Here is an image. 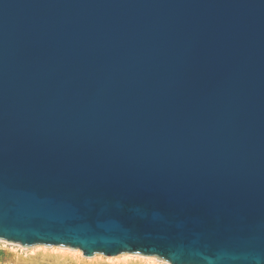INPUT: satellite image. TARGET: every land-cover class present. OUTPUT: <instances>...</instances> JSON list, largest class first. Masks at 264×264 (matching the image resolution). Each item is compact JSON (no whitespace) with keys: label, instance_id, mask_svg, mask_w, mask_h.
<instances>
[{"label":"water","instance_id":"water-1","mask_svg":"<svg viewBox=\"0 0 264 264\" xmlns=\"http://www.w3.org/2000/svg\"><path fill=\"white\" fill-rule=\"evenodd\" d=\"M0 240L264 264V0H0Z\"/></svg>","mask_w":264,"mask_h":264},{"label":"rangeland","instance_id":"rangeland-1","mask_svg":"<svg viewBox=\"0 0 264 264\" xmlns=\"http://www.w3.org/2000/svg\"><path fill=\"white\" fill-rule=\"evenodd\" d=\"M4 245V246H3ZM0 243V264H159L135 258L123 263V259L108 261L105 258L87 260L59 251L39 249L33 252L22 251L18 247ZM62 253V254H61ZM18 255V257H17ZM19 259V260H17Z\"/></svg>","mask_w":264,"mask_h":264},{"label":"bare ground","instance_id":"bare-ground-1","mask_svg":"<svg viewBox=\"0 0 264 264\" xmlns=\"http://www.w3.org/2000/svg\"><path fill=\"white\" fill-rule=\"evenodd\" d=\"M0 243H4V244H7V245H10V246L13 247V249H16L14 247H18L20 250L25 251V252L26 251L27 252L28 251L33 252V251L39 250V249L52 250V251H59V252H62V253H68V254H71L72 256H75V257H78V258L82 257V258H85L87 260H94V259H97V258H105L108 261H115V260H118V259H123L124 260L123 263H126V262H129V260H132V259H135V258H139V259L148 261L149 263L151 262V263H159V264H169L168 262L162 261V260H160V259H158L156 257H147V256L139 255V254L124 253V254H120V255H116V256H105V255H102V254H96L93 257H85V256H83L81 250H79V249H71L69 247L37 245V246H33V247L24 248V247L20 246L19 244L9 243V242L3 241V240H0ZM17 257H18V255H17ZM17 260H19V259H17Z\"/></svg>","mask_w":264,"mask_h":264}]
</instances>
